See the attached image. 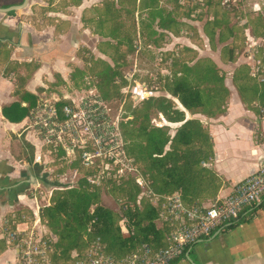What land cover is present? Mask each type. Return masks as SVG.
Returning a JSON list of instances; mask_svg holds the SVG:
<instances>
[{"label":"trees","instance_id":"trees-1","mask_svg":"<svg viewBox=\"0 0 264 264\" xmlns=\"http://www.w3.org/2000/svg\"><path fill=\"white\" fill-rule=\"evenodd\" d=\"M124 1L105 0L95 7L99 15L97 25L111 22L107 33L96 34L110 40L104 44L111 51L109 58L113 65L92 58L88 69L90 76L95 77L94 86L100 100L105 102L113 95L121 99L122 88L136 83L134 79L125 78L120 71V61L126 52H133V39L136 38L121 32L119 13L130 12L125 9ZM161 1L139 0L137 3V0H128L133 11L138 8L146 13L140 27L147 31L146 40L155 45L164 36L154 30V25L178 36V32L172 29L178 24L174 12L184 6L183 0H166L174 5V9L167 10L160 5ZM234 1L198 0L195 8L203 10V14L195 16L191 13L194 20L206 17L203 34L213 51L217 47L220 60L225 64L237 61L243 43L248 39V28L252 37H264V18L261 15L244 16L231 5ZM193 33L197 37L190 40L200 45L202 38L194 29ZM142 34L144 32L141 37ZM166 56L172 63L166 67L168 74L160 79V91L170 97L148 96L139 100L125 110L119 123L126 155L142 168L146 181L145 196H141L143 184L136 180L117 185L115 180L108 179L105 182L117 190L122 202L119 210L114 211L102 204V188L87 180L86 176L91 174L87 170L76 186L54 189L49 205L41 208L39 213L49 264H77L79 261L88 264L87 254L93 250L115 260L137 255L144 248L157 252L168 246V236L175 228L167 210L168 197L178 194L189 209H199L206 201L214 203L218 200L216 198L224 185L219 175L208 167L214 159L213 142L206 124L193 116L202 115L208 119L226 112L230 97L225 85L228 74L211 58L200 57L189 47H181L177 53ZM254 57L260 63L257 74L242 64L231 71L229 78L241 102L259 113L264 110V46ZM139 84H144L146 92H154L145 83ZM186 113L192 118L187 119ZM152 115L169 124L180 125L171 134L169 126L153 125ZM78 162L74 161L70 167L78 169ZM235 223L231 222L229 228ZM7 230L13 237L25 236L12 227ZM185 252L171 264H176Z\"/></svg>","mask_w":264,"mask_h":264},{"label":"crops","instance_id":"crops-1","mask_svg":"<svg viewBox=\"0 0 264 264\" xmlns=\"http://www.w3.org/2000/svg\"><path fill=\"white\" fill-rule=\"evenodd\" d=\"M103 1L0 0V264L19 261L18 238L8 234L7 229L12 227L25 236L31 229L44 233L36 218L40 209L49 205L52 191L59 188L49 180L50 154L31 127L32 111L43 100L56 98L77 103L85 96L97 94L95 77L88 70L91 59L113 65L111 51L104 44L110 40L96 34L107 33L111 27L110 21L97 25L95 7ZM125 7L129 9L127 4ZM129 10L119 13L121 32L122 22L128 23L129 17L134 32H144L140 22L146 13L138 8ZM153 28L158 33H168L171 44L192 46L186 36H173L156 25ZM247 31L246 45L248 40L258 45L264 41V37H252L251 29ZM198 33L204 51L216 53L204 36L203 27ZM256 52L246 51L235 63L228 64L206 55L227 72L225 85L230 92L224 114L208 119L193 116L206 124L213 142L214 159L208 167L224 185L218 200L229 195L264 159V110L256 113L247 108L229 78L231 70L240 64L252 70L259 62L254 57ZM120 64L124 67L126 62ZM124 76L132 78L129 72ZM143 87L136 82L131 89L148 94L146 97L156 96ZM186 118L192 116L186 113ZM168 125L176 128L180 124ZM211 204L206 201L201 208ZM235 222L189 248L176 264H264V197L247 207Z\"/></svg>","mask_w":264,"mask_h":264},{"label":"built area","instance_id":"built-area-1","mask_svg":"<svg viewBox=\"0 0 264 264\" xmlns=\"http://www.w3.org/2000/svg\"><path fill=\"white\" fill-rule=\"evenodd\" d=\"M259 68L258 62L252 72L257 74ZM89 96L90 98L84 99L81 104L72 101L62 106L56 98L43 100L31 113V127L48 154L51 155L53 150L61 157L65 156L71 163L78 159L83 167L90 169L100 157L105 159L110 156L111 160L117 162V155H112L113 145L106 144L104 140L106 134L113 130L107 121L106 107L93 94ZM100 136L103 137V145L96 141ZM88 140L94 141V144H90L91 148L88 146ZM76 154L78 157L75 159ZM106 168L108 170V167ZM256 168L235 185L229 195L205 208L189 209L178 194L168 197L167 210L175 228L168 236L166 248L157 252L144 248L143 252L123 260L104 257L93 250L87 254L88 264H171L179 259L186 249L238 220L247 207L261 201L264 197V159ZM136 182L141 183L140 175L136 177ZM36 223H40L38 217ZM43 234L31 229L24 238L16 237L19 242L17 264H49ZM77 264L85 263L79 261Z\"/></svg>","mask_w":264,"mask_h":264},{"label":"rangeland","instance_id":"rangeland-1","mask_svg":"<svg viewBox=\"0 0 264 264\" xmlns=\"http://www.w3.org/2000/svg\"><path fill=\"white\" fill-rule=\"evenodd\" d=\"M184 1V2H183ZM183 8L174 10V14L176 17V20L178 22L177 25H173L172 29H174L176 32H178V36H186L187 38L191 39L196 38L197 36L193 33V29L198 34V29L200 30L204 23H205V16L200 21L194 20L192 18L191 13L195 16H198L199 14H203V10L195 8L197 4H199L198 0H183ZM129 9L131 6L129 5L128 0L125 1ZM160 5L167 9L172 10L174 9V5L172 3H169L166 0H162L160 2ZM231 5L234 7H237L239 11L243 13V15H249L250 17H255L257 15H261L264 18V0H235ZM198 7V6H197ZM187 15L188 17H186ZM247 19V18H246ZM234 21L236 19H233ZM238 20V19H237ZM245 22V19H242ZM124 25V32L125 34H130L133 38L136 36L135 39H133V44L135 48L133 49V52L127 53L124 58H122L121 61H125L126 64L124 67L120 68L121 74L124 75L126 73H130L132 75V78L128 79H134L136 82H143L146 84L147 88L153 89V93L158 96H166L170 97L167 93L164 91H160L162 83L160 82V79L168 74V70L166 67H170L172 60L169 58V56H166L170 53L179 51L181 47H187L180 43H172V37L168 33H163L162 35L164 37H161L158 41L157 45L152 44L151 42H148L146 39L145 34L147 31H144V34L141 32L136 34L134 32L133 28V21L129 17L128 23L122 22ZM240 23H243V21L240 20ZM145 40L147 41V44H145ZM253 41L248 40L247 45L244 42L243 43V49L239 53V57L241 55H245L246 51H252L256 52L255 49L258 51L261 47L259 45H264V41L260 40V44L258 45V42L252 43ZM170 44V45H168ZM187 44H189L187 42ZM192 46H188L189 48L194 49L199 53L200 57H208L207 54L211 56L213 59L219 60L220 54L218 50L216 51L217 47L214 51L216 53H211L209 50L206 52L204 43L201 40L200 45H198L197 42L191 41ZM149 46V47H148ZM249 49V50H248ZM137 51V53H136ZM247 54V53H246ZM257 54V52L255 53ZM238 57V58H239ZM210 58V57H208ZM240 61L239 63H241ZM241 65V64H240ZM235 69V68H234ZM233 70V69H232ZM231 70V71H232ZM120 82V81H119ZM132 86H134L133 83H131L130 86H126V88L123 92L121 90V95L123 96L121 99H118L116 95H113V98L109 100L108 102L102 101L104 107H106V115L107 121L109 124H111V127H113V130L106 134L104 137L105 143L113 145V150L111 151L112 155H117V162L109 158L103 159V157H100L97 159L96 164L93 168H86L83 167L82 164L79 163L78 169H72L70 167L71 162L67 160V158L61 157L58 155V153H55V151L52 150V154L47 159L48 165L47 170H49V180L52 183H55L59 185V188H68L76 186L79 179H81L84 176V170L90 171L91 174L87 177V180L95 185H98L102 188V204L106 207L111 208L114 211H118L122 203L120 201V196L117 194V190L111 189V184L106 183L105 181L109 180H115L116 184L124 183L126 181L130 180H136L137 176H141V183L142 188L141 196H145L146 193V181L144 177L142 176V168L137 166L134 162V160L131 157H128L125 152V146L122 141L121 135H120V129H119V123L122 121L123 114L125 110L130 105H136L139 100L142 98H145L147 95L143 94L142 92L139 93V90L131 89ZM122 88V89H124ZM120 93V92H119ZM99 94H94L96 99L100 100ZM146 95V96H145ZM137 98H136V97ZM90 96H85L83 99L79 100L80 103L84 99H88ZM178 105L177 101H175ZM81 104V103H80ZM179 106V105H178ZM152 123L155 126H162V125H168L166 121H163L162 118H159L155 115H152ZM170 133L172 134L174 132L175 127L169 126ZM100 135V133H98ZM98 136V135H97ZM102 136V133H101ZM97 137L96 141L101 142L103 137ZM111 141H108V140ZM94 144L92 140H88V146L90 148L92 147L90 144ZM104 142H101V145H103ZM52 149V148H51ZM77 150V149H75ZM76 157H78V154H76ZM73 160V159H70ZM78 160V159H77ZM79 161V160H78ZM108 167V170H106Z\"/></svg>","mask_w":264,"mask_h":264}]
</instances>
